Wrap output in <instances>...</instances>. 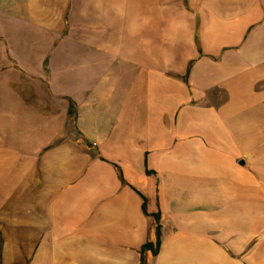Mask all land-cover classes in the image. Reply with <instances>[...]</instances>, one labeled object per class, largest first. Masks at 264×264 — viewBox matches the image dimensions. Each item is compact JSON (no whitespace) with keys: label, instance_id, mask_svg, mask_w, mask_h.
I'll return each instance as SVG.
<instances>
[{"label":"crops","instance_id":"0c3cea01","mask_svg":"<svg viewBox=\"0 0 264 264\" xmlns=\"http://www.w3.org/2000/svg\"><path fill=\"white\" fill-rule=\"evenodd\" d=\"M0 264H264V0H0Z\"/></svg>","mask_w":264,"mask_h":264},{"label":"trees","instance_id":"16d2710c","mask_svg":"<svg viewBox=\"0 0 264 264\" xmlns=\"http://www.w3.org/2000/svg\"><path fill=\"white\" fill-rule=\"evenodd\" d=\"M144 199H145L144 210H145L146 213H148V210H147V199H146V197H144ZM156 217H157V220L160 222V215L158 214ZM161 238H162V226L159 225V227H158V242H157V244L156 245H154L152 243L148 244V246L153 250L155 255H158L159 252H160L161 244H162Z\"/></svg>","mask_w":264,"mask_h":264}]
</instances>
